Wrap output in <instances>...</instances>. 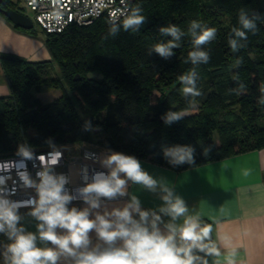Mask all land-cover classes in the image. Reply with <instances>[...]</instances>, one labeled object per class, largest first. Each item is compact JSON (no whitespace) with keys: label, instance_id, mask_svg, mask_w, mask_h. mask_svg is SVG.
<instances>
[{"label":"trees","instance_id":"16d2710c","mask_svg":"<svg viewBox=\"0 0 264 264\" xmlns=\"http://www.w3.org/2000/svg\"><path fill=\"white\" fill-rule=\"evenodd\" d=\"M137 4L147 18L140 31L121 28L107 40L104 16L57 33L23 30L43 36L51 59L29 62L13 54L0 56L10 83L9 95L0 97V158L16 156L21 144L37 153L51 149L49 139L59 149L94 140L99 149L182 171L264 147V0L129 1V7ZM241 8L262 18L257 31L241 41L246 46L234 53L228 40L232 29L240 27ZM194 20L217 33L203 46L209 62L196 66L202 94L185 98L179 76L193 68L185 61L193 50L188 28ZM169 24L185 33L181 46L169 59L149 55V46L171 39L159 34ZM237 59H242L239 66ZM43 84L59 88L61 95L41 104L33 90ZM169 111L187 115L166 125L162 117ZM86 121L93 130H84ZM177 145L195 149L194 164L173 166L165 159L163 148ZM201 224L211 228L212 242V225L204 220Z\"/></svg>","mask_w":264,"mask_h":264},{"label":"clouds","instance_id":"9594fccd","mask_svg":"<svg viewBox=\"0 0 264 264\" xmlns=\"http://www.w3.org/2000/svg\"><path fill=\"white\" fill-rule=\"evenodd\" d=\"M142 13L139 4L131 7L125 4L123 8L114 9L109 14L108 34L103 39L117 36L121 28L124 31H140L147 19ZM261 18L245 8L239 10L240 27L232 29L228 40L232 52L246 46L241 41L247 40L248 32L254 34L257 31V21ZM188 32L193 50L188 53L185 62H190L193 68L180 75L179 80L183 86L182 95L195 98L202 94L197 87L196 66L209 62V51L203 50V46L216 38L217 30L194 20ZM159 34L171 39L152 44L148 54L154 52L163 59H169L174 55L173 50L181 46L185 33L175 24H169L160 27ZM241 63L242 59L236 60L237 66ZM240 87L244 86L241 84ZM260 103L264 104V99ZM186 115L183 111H169L162 119L170 125ZM84 130H93L90 121L85 122ZM47 143L51 148L47 155L35 156L28 144L19 145L17 150V155L26 160L35 158L40 161L41 170L36 173V179L27 171L19 173L23 185L35 190V197L12 201L0 189V234L11 241L4 246V264H58L62 258L68 264H208L205 257L209 256L215 257L213 264H236V251H228L222 261L221 251L211 242V228L201 224L199 215H190L183 198L174 193L165 178H154L143 169L136 157L110 152L100 160L102 167L108 169L107 173L96 172L91 182H87V170H83L86 183L73 195L66 189L69 177L54 171L63 153L51 139ZM194 154L195 149L190 146L163 148L165 159L173 166L194 164ZM248 174V171L244 172V175ZM129 182L154 193L159 191L163 206L158 211L143 210L140 199L128 193ZM129 195L130 199L122 208L103 213L96 211L101 208V198L114 200ZM74 199H81L87 207L70 208ZM21 207L31 208L28 215L38 221L35 233L26 231L20 223ZM162 215L171 218V222L165 225L166 233H162L159 227ZM182 217L183 223H176ZM58 229L63 231L58 232ZM93 231L103 246H91L90 233ZM38 241L44 246H38ZM117 242H120L119 245Z\"/></svg>","mask_w":264,"mask_h":264},{"label":"crops","instance_id":"0c3cea01","mask_svg":"<svg viewBox=\"0 0 264 264\" xmlns=\"http://www.w3.org/2000/svg\"><path fill=\"white\" fill-rule=\"evenodd\" d=\"M18 29L5 16L0 14V56L13 54L29 62H44L51 59L43 36ZM9 79L0 65V97L10 93ZM110 152L100 153L101 158ZM100 158V159H101ZM145 171L154 178H165L174 193L183 198L190 215H199L201 221L212 225V242L221 251V260L234 249L236 264H264V147L233 155L207 164L175 171L165 166L154 164L146 159H138ZM101 165V163H100ZM102 167V165H101ZM107 170L106 168L102 167ZM248 171V175L244 172ZM128 193L136 195L143 210L158 211L163 206L161 193L151 192L140 185L128 184ZM101 200V213L113 208H122L130 199ZM69 207L83 209L87 205L70 204ZM30 210H19L21 224L26 231H37L36 221L28 215ZM91 218H94L91 217ZM139 219L138 216H135ZM183 217L176 223H183ZM171 218L162 215L159 224L162 233ZM63 230L58 229V232ZM91 246L102 245L96 233H90ZM11 241L0 234V264H4V246ZM120 242H117L119 245ZM38 246L44 245L38 241ZM47 246L52 247L48 244ZM204 256L203 253H197ZM208 264H213L215 257H205ZM58 264H68L62 258Z\"/></svg>","mask_w":264,"mask_h":264},{"label":"built area","instance_id":"2783aa9c","mask_svg":"<svg viewBox=\"0 0 264 264\" xmlns=\"http://www.w3.org/2000/svg\"><path fill=\"white\" fill-rule=\"evenodd\" d=\"M130 0H23L25 6L32 12L33 20L37 28L46 33H57L63 31L69 25H87L99 17L109 20L111 11L117 8L129 6ZM12 3L13 1L10 0ZM62 151V158L54 166L56 174H65L69 177L66 189L75 195L76 189L83 187L86 183L83 170H87L88 181L96 172H105L100 165V153L96 149L72 146ZM50 150L34 153L35 156L47 155ZM76 168V172L71 171ZM41 170L38 159L26 160L18 155L0 158V189H3L7 198L12 201H26L35 197L34 189L26 188L20 180L19 173L27 171L36 179V173ZM128 196L116 199L126 200ZM101 200H107L101 198ZM83 203L81 199H74L71 204ZM19 210H30V207H21Z\"/></svg>","mask_w":264,"mask_h":264},{"label":"rangeland","instance_id":"374dc122","mask_svg":"<svg viewBox=\"0 0 264 264\" xmlns=\"http://www.w3.org/2000/svg\"><path fill=\"white\" fill-rule=\"evenodd\" d=\"M12 1L17 5L18 9L20 10V12L22 14L28 16L32 20L34 27H37L35 21L33 20L32 12L25 6L23 0H12ZM55 70H56V67L54 68V70L53 69L51 70L52 72L50 73V76H52V78H54L53 75L55 74ZM48 78H49V76L46 75V79H45L46 82H47ZM33 94L40 101L41 104H48L51 101H53L54 99L58 98L61 95V91L59 88L49 86V84H43L38 90L34 89ZM193 107L195 108V105H193ZM68 145H69V148L72 147L70 144H68ZM63 146H65V145H63ZM74 146H76V145H74ZM77 146L96 149L101 154L104 151H106L103 149H99L96 146L94 140H92L90 142H82L80 144H77ZM57 147H60V146H57ZM61 148H63V147L61 146ZM71 171L76 172V168L71 167Z\"/></svg>","mask_w":264,"mask_h":264},{"label":"water","instance_id":"95a60500","mask_svg":"<svg viewBox=\"0 0 264 264\" xmlns=\"http://www.w3.org/2000/svg\"><path fill=\"white\" fill-rule=\"evenodd\" d=\"M0 13L5 16L14 26H17L24 30H31L34 25L32 20L22 14L19 11L14 10L11 7L6 6V0H0ZM91 75L87 74V77L90 78ZM92 76L96 77L97 79H101V75H95Z\"/></svg>","mask_w":264,"mask_h":264},{"label":"flooded vegetation","instance_id":"af4514ba","mask_svg":"<svg viewBox=\"0 0 264 264\" xmlns=\"http://www.w3.org/2000/svg\"><path fill=\"white\" fill-rule=\"evenodd\" d=\"M9 2H10V0H9ZM10 3H11V2H10ZM6 6H7V7H11V8H13L14 10L20 12V10L18 9L17 5H16L14 2H12L11 5H10V4H8V0H6Z\"/></svg>","mask_w":264,"mask_h":264}]
</instances>
